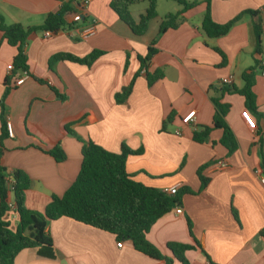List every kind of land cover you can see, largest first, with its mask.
Returning a JSON list of instances; mask_svg holds the SVG:
<instances>
[{
    "label": "crops",
    "instance_id": "obj_1",
    "mask_svg": "<svg viewBox=\"0 0 264 264\" xmlns=\"http://www.w3.org/2000/svg\"><path fill=\"white\" fill-rule=\"evenodd\" d=\"M83 1L0 0L7 23L41 25L49 13L70 2L73 10L65 15L67 25L78 12L84 14L83 25H96V33L87 38L68 30L52 37L37 31L26 43L29 77L5 100L3 118L12 123L13 135L4 138L2 155L8 170L21 169L30 177L26 207L43 212L52 195L64 194L76 180L83 143L66 133L63 125L88 113L90 120L75 127L82 139L114 153L123 146L142 150L126 162L137 181L161 190L178 185V192L192 191L181 197L182 214L172 210L147 235L167 256L173 258L169 242L194 244L190 219L200 245L186 251L190 264H264V34L262 51L256 53L254 33L255 24L264 27V0H211L212 18L219 24L249 11L220 37H209L202 28L205 0L187 11L176 29L161 34L160 21L167 13L159 12L158 0V17L141 36L134 35L111 8L112 0H92L86 6ZM146 8L147 3L130 9L139 19ZM172 8L177 12L181 7ZM150 47L156 50L146 70L164 72L153 84L140 62ZM94 50L103 53L90 65L68 60L49 63L56 53L85 57ZM16 52L0 31V135L4 79ZM251 68H255L253 90L260 116L245 107L243 96L228 90L243 88V73ZM224 78H232V83L224 84ZM132 81L131 94L117 103L116 94ZM215 99L230 104L226 122L238 141L233 153L221 143V128H213L204 143L192 139L193 131L213 126ZM192 115L195 123L186 124L184 120ZM58 144L67 155L63 162L44 152ZM218 159L228 166L219 169L214 165ZM203 165H208L203 176L209 179L204 188L198 176ZM6 217L16 229L19 216L9 212ZM47 230L55 256L29 248L20 251L14 264H166L138 252L130 240L119 247L114 234L69 217L49 222ZM172 264L182 263L174 259Z\"/></svg>",
    "mask_w": 264,
    "mask_h": 264
},
{
    "label": "trees",
    "instance_id": "obj_2",
    "mask_svg": "<svg viewBox=\"0 0 264 264\" xmlns=\"http://www.w3.org/2000/svg\"><path fill=\"white\" fill-rule=\"evenodd\" d=\"M181 8L177 12L167 13L162 17L159 25V33L169 29H176L184 20V14L190 9L199 5V0H173ZM147 3V8L135 19L131 12V6L139 3ZM207 3L206 11L202 20V28L209 37H220L227 34L236 21L245 11L235 16L230 21L216 23L211 14V0ZM111 8L118 14L132 30L134 35L141 36L148 30L150 22L158 17V0H112ZM73 10L70 2L64 3L62 7L47 15L41 25L25 26L21 23H7L0 13V31L7 42L16 47L17 52L13 58L10 73L5 77V91L1 99L2 133L0 135V264H14L16 256L24 249H37L39 255L54 257V245L51 235L48 232L49 222L61 217H69L76 221L85 223L92 227L110 232L120 241L130 240L138 252L158 260H165L166 264H172L177 259L182 264H190L186 258V251L199 247L193 230L192 222L188 219V228L194 244L169 242L167 249L173 258L167 256L158 246L152 243L147 235L156 222L174 210L177 204L180 205L181 197L185 192H192L184 188L172 195L165 190L147 186L137 181L134 176L128 173L126 162L130 155H138L142 150H133L123 146L119 153L110 152L97 145L91 140L82 139L76 132L77 125L89 121V114L84 113L77 118L64 123L63 129L66 133L75 136L82 144V163L79 174L72 185L62 195H52L49 204L43 212L28 209L25 205L26 190L31 185L28 174L21 169L8 170L2 164L4 151L3 140L9 135L7 121L4 120L5 100L9 93L18 86L20 77L24 73L29 74L28 56L26 43L29 37L37 31L51 30L58 33L62 30H69L70 25L66 24L65 15ZM256 37V53H261L262 29L259 24L254 25ZM155 48L150 47L144 57H140L141 67L149 84H153L164 76L161 69L150 73L145 66L155 53ZM103 52L94 50L85 57L60 52L54 54L50 60V66L61 60L90 65ZM255 68L248 73H243L245 85L238 89H228L244 97L245 107L256 116H260L256 105V95L253 90ZM38 81L42 82L41 79ZM134 81V80H133ZM133 81L123 87L121 92L116 94L117 103L123 102L131 94ZM57 96L64 100L65 97L56 91ZM216 113L213 126H204L201 130L192 133V139L197 143L207 141L213 128L223 129L221 143L233 153L238 148V141L231 127L226 122V115L230 104L223 103L218 99L214 100ZM171 120V116L168 121ZM57 162H63L67 155L60 144L44 150ZM208 165L198 169V176L202 187H206L209 179L203 176V171ZM13 199L19 222L16 229L11 228L7 219L9 213V201ZM264 236V232H262Z\"/></svg>",
    "mask_w": 264,
    "mask_h": 264
},
{
    "label": "built area",
    "instance_id": "obj_3",
    "mask_svg": "<svg viewBox=\"0 0 264 264\" xmlns=\"http://www.w3.org/2000/svg\"><path fill=\"white\" fill-rule=\"evenodd\" d=\"M90 1L92 0H84L83 1V5L86 6L87 3H89ZM83 19H84V14L81 13V12H78L76 14H73V17H72V23L70 24V29L68 30L69 33H76L79 37H82V38H87L91 35H94L96 33V25L94 22H90L89 24L87 25H83L82 22H83ZM56 33L51 31V30H47V31H44V36L45 37H52L53 35H55ZM262 34H264V27L262 28ZM263 71H264V67H263ZM29 77V74L28 73H24L21 77H20V80L18 82V85L23 81L25 80L26 78ZM222 82L224 84H231L232 83V78H224L222 80ZM196 121V116L192 115V116H189L188 118H186V120H184V122L186 124H194ZM7 130H8V133L10 135H13V128H12V123L11 122H7ZM177 134H181L180 130H178L176 132ZM214 165H216L219 169H224L228 166V162L223 160V159H218L216 161H214ZM261 181L264 183V175L263 177L261 178ZM165 192H168L172 195L176 194L178 192V185H174V186H171V187H168L165 189ZM8 206H9V212L11 213H14L15 215H18L17 213V209H16V205L13 201V199H11L8 203ZM174 211L176 214H182L183 212V208L177 204L174 208ZM123 245V241H120L118 242V246L121 247Z\"/></svg>",
    "mask_w": 264,
    "mask_h": 264
},
{
    "label": "rangeland",
    "instance_id": "obj_4",
    "mask_svg": "<svg viewBox=\"0 0 264 264\" xmlns=\"http://www.w3.org/2000/svg\"><path fill=\"white\" fill-rule=\"evenodd\" d=\"M145 5L146 3H139L136 5H133L132 8L134 7L141 8L142 6H145ZM172 7L180 8V6L173 0H161L159 12L163 15L168 12H173V13L176 12L174 8Z\"/></svg>",
    "mask_w": 264,
    "mask_h": 264
}]
</instances>
